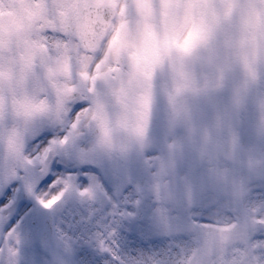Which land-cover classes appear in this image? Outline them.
Instances as JSON below:
<instances>
[{"label": "clouds", "instance_id": "9594fccd", "mask_svg": "<svg viewBox=\"0 0 264 264\" xmlns=\"http://www.w3.org/2000/svg\"><path fill=\"white\" fill-rule=\"evenodd\" d=\"M41 128L58 134L33 145ZM72 146L119 196L96 173H53ZM12 171L55 199L36 201L57 218L48 264H79L82 247L100 264H264V0H0V175ZM124 197L132 215H107ZM75 204L104 218L61 226ZM9 210L0 236L24 240ZM133 218L163 243L126 246Z\"/></svg>", "mask_w": 264, "mask_h": 264}, {"label": "rangeland", "instance_id": "374dc122", "mask_svg": "<svg viewBox=\"0 0 264 264\" xmlns=\"http://www.w3.org/2000/svg\"><path fill=\"white\" fill-rule=\"evenodd\" d=\"M112 188L114 189L115 187H111V191H108V193L111 192L110 196H118V192H114ZM64 211V213H66V222L63 226L69 225L70 229L76 232L86 230L92 223L99 224L104 218L102 215L98 214L100 209L89 210L79 204H77L74 209L69 207L68 212L66 209H64ZM107 211L108 209L105 208L104 212L107 213ZM201 220L202 222H207L204 217H201ZM121 234L124 238L125 245L131 248H147L149 245L160 246L163 243L159 238L150 236V225L146 218H133L131 221L126 222L121 229ZM54 250H52L51 253H47L45 251H40L38 250V247L33 246L32 251L27 252V250H23L22 254L24 258L29 261V264H48ZM76 258L79 264H100L101 260L100 256L96 255L87 247L80 248L76 254Z\"/></svg>", "mask_w": 264, "mask_h": 264}, {"label": "snow or ice", "instance_id": "6c2138e0", "mask_svg": "<svg viewBox=\"0 0 264 264\" xmlns=\"http://www.w3.org/2000/svg\"><path fill=\"white\" fill-rule=\"evenodd\" d=\"M13 183L17 186L13 189L7 203L0 202V212L10 209L11 206L14 205L16 198L21 195H26L34 199L46 209L51 208L55 203V199L45 201L37 194V177L30 173L17 174L15 171H12L8 177H0V194H4V189ZM119 195L118 193V196ZM127 204V197H124L121 202H114L107 215L114 218L116 216H131V210L125 207ZM3 218L4 217H0V219ZM102 227L106 226L102 225ZM97 235L99 236L100 233H97ZM24 245L25 241L18 236L14 240L0 236V264H22ZM103 251L104 248L101 247L100 252L103 253Z\"/></svg>", "mask_w": 264, "mask_h": 264}, {"label": "flooded vegetation", "instance_id": "af4514ba", "mask_svg": "<svg viewBox=\"0 0 264 264\" xmlns=\"http://www.w3.org/2000/svg\"><path fill=\"white\" fill-rule=\"evenodd\" d=\"M81 106L77 105L74 108V111H78L79 108ZM58 134L56 132V130L51 129V128H41L38 129L36 132V136L35 139L33 140V145H40V144H47L48 141L54 136ZM76 150V146H72L69 148L68 152H74ZM58 165L62 166L63 169L58 170ZM54 168H53V173H61V172H71V173H85L87 171H84L81 167V164H76L74 162H71L67 159V156L65 155L64 158H62L59 162L54 163ZM53 173H49L47 176H45L44 178H42L43 180H47L48 183L44 184L41 189H46L47 186L52 182V180L55 178ZM91 173H96V172H91ZM0 177H2V175H0ZM81 179L83 180L84 177L81 176ZM17 185L15 183L10 184L8 187H6L4 189V194H0V199L3 198V203H7L8 198L11 196L13 189L16 187ZM23 196V195H21ZM21 196H18L19 198ZM25 197H28L26 195H24ZM31 203H28L27 206L23 207L20 211L19 216H23L25 214V212L28 211L29 207H32L33 204L36 203V201L34 199L31 198ZM12 209V207L10 208V210ZM9 210V211H10ZM9 215V212H8ZM8 219V216H7ZM7 222V221H6Z\"/></svg>", "mask_w": 264, "mask_h": 264}]
</instances>
